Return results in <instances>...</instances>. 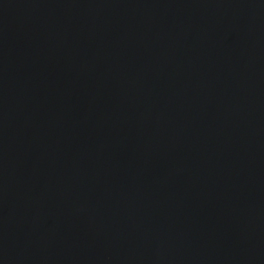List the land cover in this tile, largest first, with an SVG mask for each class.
Returning <instances> with one entry per match:
<instances>
[{"label":"water","instance_id":"1","mask_svg":"<svg viewBox=\"0 0 264 264\" xmlns=\"http://www.w3.org/2000/svg\"><path fill=\"white\" fill-rule=\"evenodd\" d=\"M0 264H264V0H0Z\"/></svg>","mask_w":264,"mask_h":264}]
</instances>
